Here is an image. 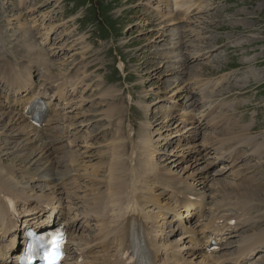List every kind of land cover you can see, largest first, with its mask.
I'll use <instances>...</instances> for the list:
<instances>
[{
	"label": "rangeland",
	"instance_id": "obj_1",
	"mask_svg": "<svg viewBox=\"0 0 264 264\" xmlns=\"http://www.w3.org/2000/svg\"><path fill=\"white\" fill-rule=\"evenodd\" d=\"M164 1L0 0V67L7 61L11 67L30 63V68H39L29 83L44 84L46 98L61 111L49 116L50 123L47 120L39 127V134L31 133L27 142V136L17 131L16 117L1 116L13 91L0 77L1 165L15 167L18 175L8 171L6 177L19 190L24 188L31 198H51L58 209L66 211V219L77 232L70 244L72 251L95 241L100 223L88 215V204L93 202L90 197L98 181L102 183L98 193L106 192L102 181L108 175L107 144L122 133L131 134L136 143L147 138L145 146L151 144L163 176L197 187L208 203L205 212L210 217L217 205L229 201L223 195L231 192L232 182L235 187L244 182L262 188L250 209L242 210L237 221L242 230L229 235L225 256L232 258L242 238L264 229V221L260 228L248 226L264 219V149L259 157L253 155L251 144L239 146V156L245 159L239 164L219 160L227 164L218 168L226 171L220 174L214 167L217 141L209 143L213 134L218 139L231 132L242 140H264V0H204L205 4L192 0L189 7L184 6L185 13ZM22 4H26L24 10ZM30 36L31 59L39 54L48 65L30 62L25 44ZM45 67L55 75L53 80L58 79L55 86L42 81L49 73ZM213 116L221 122L212 123ZM43 129L49 133L44 143L59 140L56 150L42 151L39 135ZM124 139L125 145L128 139ZM234 141L221 152L237 149V138ZM168 191L158 185L156 194L162 202L170 200L176 205ZM234 195L231 203L236 201ZM191 204L190 210L198 206L192 200ZM181 209L183 223L169 214L168 227L163 230L170 232L168 244L182 237L180 245H185L186 252L192 243L181 229L193 212ZM210 217L205 222L198 219L201 235L207 234L204 226ZM195 254L199 256L196 260L201 259ZM184 257L193 259L190 254ZM251 263L263 264L264 251Z\"/></svg>",
	"mask_w": 264,
	"mask_h": 264
},
{
	"label": "bare ground",
	"instance_id": "obj_2",
	"mask_svg": "<svg viewBox=\"0 0 264 264\" xmlns=\"http://www.w3.org/2000/svg\"><path fill=\"white\" fill-rule=\"evenodd\" d=\"M169 2L172 7H175V9L176 7H178L179 10H183L184 6H190L189 4L190 2H192V0H169ZM200 2L204 3V0H201ZM25 6L26 4H22L20 8L24 10ZM183 11L185 13L186 10ZM177 14L181 15L183 14V12L178 11ZM19 18L20 17L18 16L17 20H19ZM32 40L33 36H30L28 39H26L25 43L27 47L26 50L28 51L30 59V48L32 47L28 48V46L31 45ZM6 62L7 61H5V64L0 67V77L4 79L5 83L10 84L12 86V90L15 91H13L7 99V105H4L5 110L1 114V116L6 115L11 117L12 115H14V117H16L17 119L16 121L18 122V124L16 122L15 124L19 126V129H17L18 133L22 134L23 136H27L26 140L28 142V138L31 136V133L35 131L36 134H39L40 131L37 130L38 128L28 123L24 113V109L26 105L30 103L34 98H39V96L42 94L46 95V89L44 88L45 90H43L44 84H42V86L40 87L38 86V83H36L35 85H27L29 81H31L29 77L33 75L32 73L39 70V68L37 70H35V67L30 68V63L28 65L21 63L18 66L11 67V65L9 64L6 65ZM30 62L37 64V66L47 64L46 60L40 58L39 54L35 55L34 59H31ZM45 69L49 71V73L44 74V76L42 77V81L44 83H50L55 86V84L58 82V79H56V81L53 80L55 78V75H52L50 73V68L45 67ZM11 74H14L16 76L10 77ZM21 74H24L23 79L17 77ZM20 89L26 91L25 93L27 96L23 99L24 105H20L22 101H19V99L22 97H18L16 92ZM47 103L51 106L52 111L56 114V108L53 106L54 103L52 102L51 98ZM192 104L193 102L190 103L191 106ZM187 114L188 112H186V115ZM9 122L11 124L14 123V121L11 119H9ZM220 122L221 120L217 121V117L213 116L212 123L216 125ZM242 130L245 131L246 128ZM249 130H254V127L250 128ZM39 136V141L42 142L43 146L42 151L46 148L49 150L51 147L56 150L55 144L56 141L59 140H49L44 143L42 139L48 136V133L45 130H42ZM58 137L59 136H57V138ZM118 137H120V141L114 142V139L119 140ZM215 137L213 134L212 138H209V143L217 141L218 147L216 148V153L218 157L216 158V160L219 159L220 162L223 163L229 162L239 164V160L245 159V157L239 156L241 150L240 148H238L239 146L251 144L253 155H259L260 151L264 149V140H261L260 142L258 141V139L255 140L252 138H246L247 140H242L241 138L238 139L239 135H236L232 132L225 138L215 139ZM124 138L128 139V142L125 145ZM236 138L237 141L234 148L237 149L229 151L227 153L221 152L224 147H227V143H230L231 145V143H233ZM32 141L35 144L37 140L33 139ZM148 141L149 140L147 138L141 137V140L139 142L137 141L136 143L131 134L122 133L121 136L113 138L110 143L107 144V146L110 147V152L106 153L108 154V160L105 163L108 166V170L106 169L108 171V175L104 177V181H102L106 192L98 193L99 187L102 185L101 181H98L95 184L97 185V190L92 193L93 196L90 197L93 202H91L92 204H88L87 212L88 215L95 217V219H98L100 228L98 229L97 236L92 245L88 244V246L85 247L86 250L83 248L79 253L77 252V250L73 252L76 259V262H74V264H127L128 258H126V255L131 256L133 251L140 257L139 264H197V261L195 260L199 258V256L195 253L198 252L197 246L200 245L199 243H201V240L203 238H205V240H209L212 236L211 234H220L223 230V224L220 223L221 220L223 221V223L226 222V227H228V229H233L234 231L238 226L237 221H240V219L237 218H240V216L243 215L242 210H244L245 212L249 210L251 207V201L256 200L255 195H257L258 197L259 194H261L260 189L262 188H259L258 186L256 188H252L250 185L241 182L243 184L237 183V186L235 187L232 182V186L230 188L231 192H224L225 194L223 195L224 199H229V201H224V204H219V206L217 205L218 207L216 206V209L212 211L213 214H211V217L209 216L211 218L210 221L205 224V226L203 224L204 230H208L207 234L201 235L200 240H196L193 243L196 246H190L189 251L185 252L186 247L184 246V248H182L180 245L182 237L180 238V241L177 240L178 242L175 241L168 244V237L170 232H164V230L168 227L166 216L171 214L172 216L178 218V222L179 224H181L182 219L180 209L185 208V210H187L188 212L190 211L189 208L192 206V199L189 198L190 195H196V198L198 199H201L202 195L197 192V187L193 186L192 184H188L182 179L180 180L171 178L170 180H168V178H165L162 173L164 170L161 171L157 163L154 162V152L150 151L151 144L149 143V146H145ZM238 143H241V145H237ZM38 146L39 144L36 145L35 149H37ZM260 156L261 154L259 155V157ZM71 157L72 156H70V159ZM2 162L3 161L0 160V264H13L16 251L22 244L25 243L24 233L22 231L31 224L33 227H39L40 230L55 227L58 222L65 221L66 211L64 209H58V206H55L56 204L54 205V203L50 202L52 201L51 198H43L45 200H40V198H31L26 194L28 192H26L24 188H21V190H19V188H17L16 182L6 177V175H8V171L17 174L16 170L14 169L15 167H4L1 165ZM52 168L53 167H51L50 169ZM50 169H48L46 172H49ZM225 172L226 171L224 170L219 171L220 174H224ZM237 178L238 177H236L235 179ZM244 180L246 179L242 178L241 181ZM216 184H221V186H223L219 181ZM227 184L228 183L226 182L225 186L229 187V185ZM158 185H162L167 191L168 189H170L168 193L171 192L172 196H174L176 201L174 203H176V205L173 204L170 200L162 202L158 198L159 194H156ZM233 192H235L234 198H236V201L231 203L230 201L233 198L231 195ZM199 195L200 197H198ZM8 197L15 200V205L20 214V217L21 215L24 216V228L18 227L19 219L17 218L20 217H15L10 213V208L6 201V198ZM259 201L262 202L263 200L259 199ZM44 205H47L51 208L49 209ZM198 206L201 207V202H198ZM34 213L39 214H35L33 216ZM30 215H32L33 217H29ZM170 217L171 216H169V218ZM158 219H160V221H163L160 222L158 221ZM198 219L199 218H197V220ZM232 219L236 220L237 224L235 226L229 224V221ZM173 221L174 220L172 219L171 223ZM263 221L264 219L262 221H258L257 225H253L252 223H250L248 224V226L250 227V229L260 228L261 224H263L261 222ZM240 223L241 222H239V224ZM243 223H246L245 219H242V224ZM69 224L70 223L68 222V225ZM132 227H135V233L132 232ZM209 231H211L210 235ZM189 233H196V229L191 230ZM68 234L69 243L70 240L73 239V233L71 232ZM17 242L19 243V245H17ZM68 243L67 246L69 245ZM238 243L239 250L237 252V256L231 258L230 264H246L248 262V260H246V256H256L259 252L264 251V229L256 231L254 234L242 238ZM187 254H190L193 257L191 261L185 259L184 255ZM69 256L70 255L68 253L65 257L64 264H70V262H68ZM198 260L199 264H209L208 261H211L209 259L207 260V262H204L206 259L202 258Z\"/></svg>",
	"mask_w": 264,
	"mask_h": 264
},
{
	"label": "snow or ice",
	"instance_id": "obj_3",
	"mask_svg": "<svg viewBox=\"0 0 264 264\" xmlns=\"http://www.w3.org/2000/svg\"><path fill=\"white\" fill-rule=\"evenodd\" d=\"M64 237L62 233H56L50 239H45L43 236H38L34 240L35 249H45L43 259L46 264H60L63 259ZM47 245V247H45Z\"/></svg>",
	"mask_w": 264,
	"mask_h": 264
}]
</instances>
